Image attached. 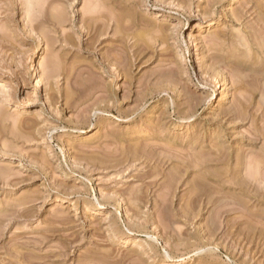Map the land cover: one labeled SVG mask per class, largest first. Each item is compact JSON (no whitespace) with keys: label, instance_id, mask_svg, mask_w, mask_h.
Instances as JSON below:
<instances>
[{"label":"rangeland","instance_id":"1","mask_svg":"<svg viewBox=\"0 0 264 264\" xmlns=\"http://www.w3.org/2000/svg\"><path fill=\"white\" fill-rule=\"evenodd\" d=\"M258 39L264 0H0V264H264Z\"/></svg>","mask_w":264,"mask_h":264},{"label":"bare ground","instance_id":"2","mask_svg":"<svg viewBox=\"0 0 264 264\" xmlns=\"http://www.w3.org/2000/svg\"><path fill=\"white\" fill-rule=\"evenodd\" d=\"M261 38H262V37H261ZM256 40H257V38H256ZM260 40H262V39H258V42H259ZM263 41H264V40H263ZM255 42H256V41H255ZM256 43H257V42H256ZM261 43H263V42H259L260 46L262 45ZM259 44H258V45H259ZM263 45H264V43H263ZM252 46H253V45H252ZM260 48H261V49L263 48V51H264V47L261 46ZM258 49H259V47H258ZM261 49H259V50H261ZM254 52H255V51H254ZM256 53H257V52H256ZM260 54H262V53H260ZM241 55H242V54H241ZM252 55H253V54H252ZM254 55H256V54H254ZM243 56H244V55H243ZM245 56H246V55H245ZM258 56H259V55H258ZM262 56H263V55H262ZM253 58H255V57H253ZM257 59H259V57H257ZM262 60H263V58H262ZM256 61H257V60H256ZM51 62L54 63V61H50V63H51ZM253 62H255V61H253ZM263 62H264V61H262V63H263ZM258 63H261V62L258 61ZM256 64H257V63H256ZM48 65H49V64H48ZM53 65H54V64H53ZM53 65L51 64L52 67L49 65L50 68H53V67L55 66V65H54V66H53ZM263 65H264V63H263ZM232 66H233V65H232ZM235 66H236V65H235ZM238 66H242V63H239ZM238 66H236V67H238ZM55 67H56V66H55ZM55 67H54V68H55ZM41 68H42V67H41ZM42 69H43V68H42ZM55 69H56V68H55ZM238 69H240V68H238ZM238 69L236 68L235 70L238 71ZM33 70H35V72H36V68H35V67L33 68ZM241 70H242V69H241ZM236 71H234V72L236 73ZM232 73H233V72H232ZM238 73H239V72H238ZM252 74H253V73H252ZM255 74H256V73H255ZM239 75H240V74H239ZM237 76H238V75H237ZM254 78H255V77H254ZM254 78H253V79H254ZM256 78H257V77H256ZM244 79H245V78H244ZM257 79H259V77H258ZM40 81H41V77L38 76V77H37V83H39ZM244 82H245V81H244ZM260 82H261V81H260ZM261 83H262V82H261ZM253 84H254V83H253ZM250 85H251V84H250ZM257 85H258V83L256 82V86H255L256 88H257ZM259 85H260V84H259ZM259 85H258V87H260ZM261 85L264 86L263 84H261ZM262 86H261L260 88H261V89H264V87H262ZM259 90H260V89H259ZM260 91H261V93H262L264 90H260ZM224 93H225V96H226L229 92L227 91V92H224ZM196 184H197V183H196Z\"/></svg>","mask_w":264,"mask_h":264}]
</instances>
